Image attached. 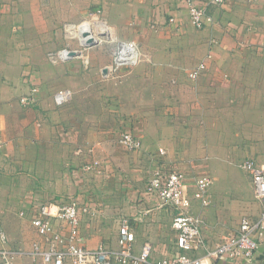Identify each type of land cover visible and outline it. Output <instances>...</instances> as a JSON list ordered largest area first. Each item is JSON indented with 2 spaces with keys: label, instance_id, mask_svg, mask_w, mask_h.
Wrapping results in <instances>:
<instances>
[{
  "label": "crops",
  "instance_id": "0c3cea01",
  "mask_svg": "<svg viewBox=\"0 0 264 264\" xmlns=\"http://www.w3.org/2000/svg\"><path fill=\"white\" fill-rule=\"evenodd\" d=\"M195 2L205 6L213 17V24L203 30L193 28L188 10L180 0L97 1L96 8L109 5L115 9L137 10L139 15L133 22L136 24L147 21L163 26L168 24L171 16L178 17L184 28L193 29L195 34L179 36L185 44V49L179 52L174 48V34L169 36L171 44L167 46L166 54L172 57L170 61L176 65L177 62L185 63L183 68L188 73L200 63H206L207 68L197 81L189 80L188 76L174 79L169 107H164L163 111H150L148 116L128 119L125 131H132L141 138L143 147L140 151L124 149L110 135V139L98 141L102 146L99 147L102 158L99 168L86 171L85 166L93 161L92 153L87 151L86 145L77 144L75 132H63L61 109L54 104L56 92L47 98L46 88L39 86V101L34 109H25L19 104L20 90L0 92V178L13 180L12 174L20 171L21 188L10 190L18 192L14 196L20 214H25V217L20 215L23 224L26 222L34 230L30 223L33 208L44 203L46 190L54 196L56 191L61 192V177L56 180L55 172L45 171L52 167L47 158L50 155L55 158L53 154L61 152L60 142L65 140L74 143L70 146L73 161L67 164L76 167L68 174L67 191L89 206L92 212L83 216L81 228L86 246L91 249L100 244L117 247L120 220L128 218L136 234L137 251L145 241L153 244V260L166 258L175 251L174 211L161 209L158 198L146 192V183L156 169L183 172L190 184L196 178L195 172L209 178L214 176L209 191L210 206L202 209L196 200L192 204V213L202 217V233L212 244L236 231L243 216L258 217L261 205L255 198L251 178L238 180L220 175L221 171L230 169L235 155L231 156L228 149L219 147L207 152L199 147L202 141L199 136L201 138L207 132L213 136L211 131L218 129L229 137L243 136L242 131L244 136H249L252 132L253 136H259L260 144L251 147L250 151L264 152V128L259 131L246 124L249 116H264V0H235L220 7L209 5L206 0ZM69 3L70 7H76L80 1L69 0ZM51 8H54L52 0H0V25L52 23L56 13ZM209 54L211 58H208ZM176 65L170 66L176 68ZM28 68L32 72L31 67ZM251 75L261 79H248ZM28 88L29 84L26 85ZM86 138L88 135L83 133V143H90ZM161 149L164 154H160ZM67 153L70 154L68 149ZM247 159L264 163V155L261 158L248 156L243 161ZM104 202H109L107 208ZM108 213L114 215V219L118 218L115 234L110 238L104 236L97 225L96 230L85 227L87 221L108 216ZM5 231L10 247L25 243L23 228L17 235L8 229ZM238 264H264V244L251 261Z\"/></svg>",
  "mask_w": 264,
  "mask_h": 264
},
{
  "label": "rangeland",
  "instance_id": "374dc122",
  "mask_svg": "<svg viewBox=\"0 0 264 264\" xmlns=\"http://www.w3.org/2000/svg\"><path fill=\"white\" fill-rule=\"evenodd\" d=\"M52 1L54 8H51V11L56 13L52 23L0 25V92L4 93L7 89H14L20 90V95H22L27 91V76L30 73L32 74V76L30 75L31 81H34L40 88H46L47 98L53 97V94L62 88L71 89L74 92V97L69 104L60 108L61 112L59 113V116H62L63 132L68 133L69 130L75 132L78 135L77 144L86 145L87 151L92 153V162H102L101 154L99 156L101 153L99 149L102 146L100 147L98 141L110 139L111 135L112 139L119 142L120 135L127 128L126 122L129 118L140 115L148 116L150 111H163L164 107L170 106L169 102L172 101H169L170 89L174 85V79H177L178 76L186 78L189 73L186 69L184 71L185 63L177 62L176 65L170 61L172 57H168L166 54L167 46L171 44L169 36L174 34V48L179 52L185 49L184 42L178 39L179 36L183 33L187 37L194 36L195 32L193 29L184 28L183 24L178 27L169 23L158 26L147 21L143 24H136L133 22L139 15L137 10L115 9L110 8L109 5L105 8H96L98 0H79V6L76 7H72V5L70 7L69 0ZM96 11L101 12L100 19L108 23L109 29L105 36H98L103 39L102 43L85 52L89 58V64L86 65L79 58H74L66 63H52L49 60L51 52L66 48H70L74 53L79 52L77 40L67 35L65 25L69 23L82 24L88 20L91 13ZM125 21L130 22L127 24ZM96 34L98 35L99 32ZM117 40L138 43L142 52L139 64L132 68L109 71L113 65ZM170 65L178 67L173 68ZM181 65L183 66L181 67ZM28 67H31L32 72ZM187 78L189 79V77ZM248 79L261 78L251 75ZM15 100L17 101L18 97ZM23 108L34 109L35 107L24 106ZM47 117L43 118L44 122ZM247 120L248 127L259 128V131L264 128V116H249ZM224 122L228 125L227 120ZM211 132L213 136H209L208 132L201 138L199 136V139L202 140L199 142V147L209 153L212 152L210 150L218 147L219 149H228L231 156L235 155L236 157L231 163L230 169L227 172L221 171L220 175L233 176L238 180H250V176L241 168V163L248 156L261 158L264 155V152L253 153L250 151L251 147L260 144L259 136H253L254 133L251 131L249 136H244L245 133L242 131L243 136L239 137L222 135L223 130L219 129ZM83 133L88 135L86 139L90 140V143H83L84 141L81 139ZM60 144H62V148L58 153L59 156L53 154L55 158L51 155L47 158L52 163L50 164L52 167L45 173L55 172L56 180L61 177V182H59L62 187L61 192L56 191V196H54L52 192L46 190V193L43 194L44 203L60 200L69 195L66 185L69 180L68 174L76 170V167L67 164V162L73 161L70 156V146L74 143L65 140ZM67 149L70 154L67 153ZM12 175L13 180L8 177L0 178V226L4 230L8 229L14 235H17L23 228L25 243L19 244L18 247H11V249L15 252L28 253L33 242L37 240V236L26 222L22 223L21 209L14 196L18 192L10 190H19L22 178L19 170ZM195 175L199 177L202 174L195 172ZM210 177L213 180L214 176ZM92 203L96 204L97 201H92ZM104 203V207L107 208L109 202ZM108 214V216L102 215L101 218L97 216L87 221L85 227L96 230L95 225H97L103 235L110 238L115 234L118 218L114 219V215ZM18 262L36 264L28 254L23 257L18 256L15 264Z\"/></svg>",
  "mask_w": 264,
  "mask_h": 264
},
{
  "label": "built area",
  "instance_id": "2783aa9c",
  "mask_svg": "<svg viewBox=\"0 0 264 264\" xmlns=\"http://www.w3.org/2000/svg\"><path fill=\"white\" fill-rule=\"evenodd\" d=\"M206 1L209 5L220 7L235 0ZM180 2L186 6L191 25L196 30H203L213 24V17L208 14L205 6L197 5L195 0H180ZM100 18L101 12L96 11L91 13L88 20L82 24H66L65 31L70 38L77 40L79 52H75V56L71 55L73 51L70 48L51 52L49 60L57 64L79 58L88 65L89 58L85 52L102 43L103 39L99 37L108 33V23ZM168 23L178 27L181 26L182 21L176 16H171L168 18ZM93 35L94 39H90ZM208 58H211V54ZM141 59L142 52L137 42L117 40L113 65L109 71L132 68L139 64ZM206 68V63H200L189 71V79L197 81ZM30 75L32 76L31 73L27 76L29 88L19 100L25 107H36L40 88L31 81ZM73 97L74 92L71 89L62 88L54 94V104L61 108L69 104ZM119 143L134 152L140 151L143 147L141 138L127 131L120 135ZM160 154H164L162 149ZM99 166L100 162L94 161L84 169L91 171L98 169ZM241 168L251 178L255 198L261 205L260 214L256 218L243 216L236 231L214 244L210 243L202 233L204 226L202 217L192 213L194 200L199 202L202 209L210 206L211 178L196 177L190 184L183 172L156 169L146 183V192L158 198L161 209L169 208L174 211L172 230L175 234V251L168 257L153 260L154 248L150 241H145L137 251L136 234L128 218L120 220L117 247L104 244H100L95 249L87 247L81 234L82 219L84 215H91L92 212L89 206L83 205L77 197L68 195L62 200L42 203L33 208L30 223L37 234V240L33 242L28 253L13 251L9 246L10 240L6 231L0 226V264H15L18 256L23 257L27 254L36 264H221L222 262L238 264L251 261L264 244V163L247 159L241 163ZM20 215L25 217L24 213Z\"/></svg>",
  "mask_w": 264,
  "mask_h": 264
},
{
  "label": "water",
  "instance_id": "95a60500",
  "mask_svg": "<svg viewBox=\"0 0 264 264\" xmlns=\"http://www.w3.org/2000/svg\"><path fill=\"white\" fill-rule=\"evenodd\" d=\"M71 55H72V56H75V53H74V52H71ZM106 72H107V71H106Z\"/></svg>",
  "mask_w": 264,
  "mask_h": 264
},
{
  "label": "bare ground",
  "instance_id": "6f19581e",
  "mask_svg": "<svg viewBox=\"0 0 264 264\" xmlns=\"http://www.w3.org/2000/svg\"><path fill=\"white\" fill-rule=\"evenodd\" d=\"M89 38H90V37H89ZM90 39H94V35H93Z\"/></svg>",
  "mask_w": 264,
  "mask_h": 264
}]
</instances>
